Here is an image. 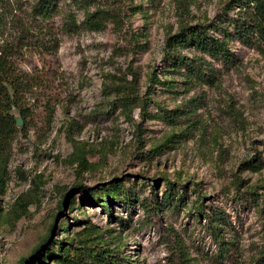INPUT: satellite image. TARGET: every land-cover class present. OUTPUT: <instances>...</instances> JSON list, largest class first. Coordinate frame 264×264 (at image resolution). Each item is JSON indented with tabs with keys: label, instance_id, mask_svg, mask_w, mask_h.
I'll return each mask as SVG.
<instances>
[{
	"label": "rangeland",
	"instance_id": "374dc122",
	"mask_svg": "<svg viewBox=\"0 0 264 264\" xmlns=\"http://www.w3.org/2000/svg\"><path fill=\"white\" fill-rule=\"evenodd\" d=\"M35 1L0 0V45L23 34ZM55 2L58 11L40 35L50 52L39 39L25 45L17 61L41 77L37 93L43 95L24 104L29 115L0 156V264H17L47 234L77 237L81 226L67 220L81 215L120 232L134 264H174V241L192 264H218L207 219L201 223L195 211L199 202L215 213L231 243L225 263H251L264 244V196L257 202L248 193L255 187L264 194V44L232 37V61L204 55L211 75L188 74L185 65L164 59L166 37L177 30L181 13L193 23L219 18L224 0H99L124 19L120 28L105 20L100 29L86 23L71 0ZM73 12L76 28L66 24ZM184 55L188 62L200 53ZM132 71L141 94L154 71L162 81L152 86L144 116L140 108L127 116L105 89ZM164 176L176 181L177 193L147 216L144 205L164 196ZM76 182L116 184L122 199L111 207L112 217L81 202ZM125 190L135 196L132 202ZM31 264H40L38 254Z\"/></svg>",
	"mask_w": 264,
	"mask_h": 264
},
{
	"label": "trees",
	"instance_id": "16d2710c",
	"mask_svg": "<svg viewBox=\"0 0 264 264\" xmlns=\"http://www.w3.org/2000/svg\"><path fill=\"white\" fill-rule=\"evenodd\" d=\"M77 9L84 12L86 23L92 28L100 29L105 25V20L112 21L117 27L124 22L121 12L114 6H103L99 0H71ZM95 9H90L91 5ZM59 3L55 0H36L32 6L29 25L23 26V34L19 36L16 42L0 45V156L4 154L11 145L15 134L18 132L16 117L13 109H16L21 115L23 121L28 117V110L24 106L30 99H36L40 95L37 89L42 86L41 77L22 70L18 66L20 53L24 46L30 45L33 41L36 43L39 39L44 51L50 52L43 43L44 37H40L44 30V22L49 20L58 11ZM237 8L233 15L224 14ZM185 8L183 7V10ZM220 17L208 22L190 21L186 13H181L178 19V28L175 32L169 33L166 37L163 57L166 60H175L176 66L185 65L188 74L211 75L207 68L204 55L212 58L232 61L233 54L230 49V39L238 38L249 42H259L264 44V0H224L220 10ZM66 24L70 28L79 26L75 12L68 16ZM34 29L35 35H31L29 29ZM194 50L200 55L193 56L190 61L184 60V51ZM43 52L40 48V54ZM209 72V73H208ZM151 85L141 94L139 77L135 71L131 72V78L126 75L118 80H113L105 85L109 93L114 94L112 104L120 105L123 112L132 117L136 108H140V114L146 115L148 104L151 101L149 96L152 93V86L155 83H161L157 72L150 75ZM47 104L51 102L50 98H45ZM135 129H141L139 124H135ZM163 181L166 185L164 196L155 202H149L144 205L147 216L160 209L161 202L165 197H173L177 193V183L171 178L164 176ZM74 188L81 193V202L86 200L90 204L99 205L111 215V207L121 201V191L116 184L108 186L87 187L80 182L74 184ZM125 201L132 202L135 196L132 192L125 190ZM248 193L255 201H260L264 196L258 192L255 187L248 188ZM68 194L63 195L62 199L67 200ZM163 199V200H162ZM259 204V203H258ZM59 213H65L61 209L62 204H58ZM65 206V205H64ZM195 211L201 217H206L205 229L212 235V239L217 246V251L213 254L218 264H226L225 261L230 255L232 248L230 241L226 238L222 225L215 213L207 214L205 204L199 202L195 206ZM260 212L264 216V207ZM72 225L81 226L78 236L67 233L65 236L55 238L52 234H47L43 240L35 246L29 256L22 257L17 264H31V260L38 254L40 264H134L135 260L130 255L124 253L123 249L126 242L120 232L115 228H102L91 222L86 216L72 218ZM202 223V222H201ZM54 226V225H53ZM65 226V225H64ZM68 226V229H69ZM67 230V228H66ZM172 244V251L175 252L174 264H192L190 258L176 241ZM51 244L47 248V253H43L45 245ZM235 259V258H234ZM233 264H240L234 260ZM264 264V244L258 255L251 263Z\"/></svg>",
	"mask_w": 264,
	"mask_h": 264
},
{
	"label": "water",
	"instance_id": "95a60500",
	"mask_svg": "<svg viewBox=\"0 0 264 264\" xmlns=\"http://www.w3.org/2000/svg\"><path fill=\"white\" fill-rule=\"evenodd\" d=\"M16 121H17V126H20V125H22V123H23V119H22V117L20 116V117H17L16 118Z\"/></svg>",
	"mask_w": 264,
	"mask_h": 264
}]
</instances>
